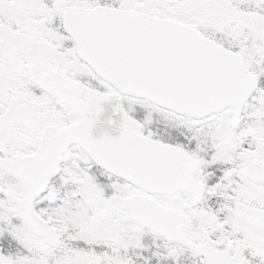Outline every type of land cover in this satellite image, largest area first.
Returning a JSON list of instances; mask_svg holds the SVG:
<instances>
[{"label": "snow or ice", "instance_id": "6c2138e0", "mask_svg": "<svg viewBox=\"0 0 264 264\" xmlns=\"http://www.w3.org/2000/svg\"><path fill=\"white\" fill-rule=\"evenodd\" d=\"M0 264H264V0H0Z\"/></svg>", "mask_w": 264, "mask_h": 264}]
</instances>
